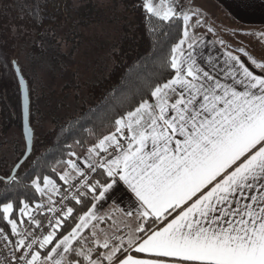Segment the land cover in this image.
Returning a JSON list of instances; mask_svg holds the SVG:
<instances>
[{"label": "snow or ice", "instance_id": "1", "mask_svg": "<svg viewBox=\"0 0 264 264\" xmlns=\"http://www.w3.org/2000/svg\"><path fill=\"white\" fill-rule=\"evenodd\" d=\"M141 7L162 21L183 22V38L171 49L174 75L151 91L154 103L142 100L88 149L86 167L102 169L105 182L81 183L96 202L118 183L126 185L135 202L124 214L136 226L125 225L126 239L115 231L98 232L94 203L67 234L58 230L72 216L71 207L60 209L62 217L49 222L51 230L35 237L20 228L25 221L14 213L39 229L33 212L43 211L44 204L32 208L29 202L0 199V219L10 226L7 234L0 228V239L12 247V264H264V60L241 50L250 69L228 53L226 79L232 83H221L197 64L196 38L189 32L196 10L178 7L177 0H142ZM250 35L264 42V32ZM25 134L30 153L32 129ZM22 163L0 177L5 191L9 182H18ZM64 163L70 171L59 179L72 187V172L85 177V171L71 159ZM31 183L41 198L48 197L55 216L52 194L61 195L56 181L37 175ZM72 199L81 203L76 195Z\"/></svg>", "mask_w": 264, "mask_h": 264}, {"label": "trees", "instance_id": "2", "mask_svg": "<svg viewBox=\"0 0 264 264\" xmlns=\"http://www.w3.org/2000/svg\"><path fill=\"white\" fill-rule=\"evenodd\" d=\"M72 2L73 0H34L29 6L18 0H0V136L6 135L14 127L22 130L21 92L15 70L20 44L35 41V49L45 36L53 40L56 36L55 29L68 22ZM122 3L132 15L133 23L130 25L125 21L123 34L111 54L112 65L102 78L88 85L87 100L79 107L76 115L60 123L55 120L58 124L43 134H36L32 128V153L17 170L18 182H9L7 191L0 186V199L7 198L14 204L29 202L32 208L36 203H43V211L46 210L48 204L35 192L32 179L37 175L48 176L56 181L60 192L65 190L68 185L59 179L64 171H69L64 161H75L87 155L88 149L99 139L115 130L114 121L117 118L134 110L142 100L152 101L151 91L154 87L173 77L174 70L170 67L171 49L183 38L182 20L166 22L151 17L141 7L142 0H122ZM25 79L31 101L30 124L34 127L37 108L31 98L32 80L29 77ZM42 119L43 116L39 121ZM25 149H15L12 164L0 158V177L8 176L13 171ZM71 152L76 155L69 156ZM53 168L56 170L52 171ZM97 180L105 182L102 169L95 171L88 184H94ZM78 198L81 200L79 204L75 200L69 202L73 214L64 221L58 235L60 232L67 234L79 222V216L95 203L93 194L87 188ZM14 214L26 222L25 217H19L18 211ZM113 217L126 222L132 220L117 211H110L94 224L109 225ZM0 226L10 233V226L6 221L0 219ZM90 232L91 230L85 236H89ZM43 251L42 249L41 252Z\"/></svg>", "mask_w": 264, "mask_h": 264}, {"label": "rangeland", "instance_id": "3", "mask_svg": "<svg viewBox=\"0 0 264 264\" xmlns=\"http://www.w3.org/2000/svg\"><path fill=\"white\" fill-rule=\"evenodd\" d=\"M18 2L31 6L34 0ZM226 3L220 0H177L178 7L183 5L199 13L190 22V25H195L189 27L194 37L212 34L224 40L238 39L243 47L237 50L258 52L255 47L245 45L249 37L259 42L257 37L250 35L258 32H249L240 27L237 29L230 5ZM125 21L132 25L133 17L122 0H73L69 20L55 29L53 40L45 36L35 49V41L20 44L16 64L24 78L32 80L31 98L37 108L32 128L36 134H43L78 113L79 107L87 100L88 85L102 78L112 65L111 54L123 34ZM41 116L43 119L39 121ZM18 147L25 148L21 129L14 127L6 135L0 136L1 159L12 164ZM41 200L48 204L47 196ZM125 225L135 227L136 219L126 222L113 217L111 224H99L96 230L115 231L116 235L125 236L126 239L129 227ZM117 228L119 231H116ZM90 230H85L84 235Z\"/></svg>", "mask_w": 264, "mask_h": 264}, {"label": "crops", "instance_id": "4", "mask_svg": "<svg viewBox=\"0 0 264 264\" xmlns=\"http://www.w3.org/2000/svg\"><path fill=\"white\" fill-rule=\"evenodd\" d=\"M220 1L224 3L227 2V6L230 5L231 14L233 15V20L237 25V29L240 27L249 32H264V0ZM195 38L196 47L194 49V55L196 56L197 64L209 71L213 76L219 79L221 83H232L231 80L226 79L227 73L231 68V64L226 63V61H228V53L238 56L242 61H245L246 64H248L246 57L243 55V51L237 50L238 48L243 47L241 44L242 42L238 39L224 40L223 38L213 36L212 34H204ZM245 42V45H249L250 47L253 46L256 51H258L254 53L249 52V54L258 60H264V42L255 41L252 37L247 38ZM229 45H232L234 48L232 49ZM184 47L187 49V45ZM248 66L251 69V65L248 64ZM255 71L258 72L259 70L255 69ZM150 102L154 103V98ZM87 157L88 154L76 159L74 162H77L83 169L86 167L84 161ZM72 176L74 177L72 183L80 177L75 172H72ZM133 202H135V197L127 186L123 183H118L109 191V193L106 194L104 200L99 202L95 201L97 215L98 217H102L106 212L117 211L124 217L135 219L134 217H128L124 214L125 211L132 210Z\"/></svg>", "mask_w": 264, "mask_h": 264}, {"label": "built area", "instance_id": "5", "mask_svg": "<svg viewBox=\"0 0 264 264\" xmlns=\"http://www.w3.org/2000/svg\"><path fill=\"white\" fill-rule=\"evenodd\" d=\"M121 141L123 142L124 140L122 139ZM109 151L112 152L113 150L110 149ZM101 155L103 156L106 154L102 153ZM97 169H99V168H97ZM83 170L85 171V177H79L78 180H76L75 182L72 183V185H73L72 187L67 186L65 188V190L60 192L61 195H59V196L56 195L54 197L53 200L56 201L54 207L58 210L57 213L55 214V216L53 215L52 212L48 211V208L44 211H41V212H33V215L35 216V218L37 220H39L38 217L41 216V219L39 220L41 222V228L37 229L34 224L27 223V220H28L27 217H25L26 222L22 223L20 225V228L22 230L27 229L29 232H32L33 236H35V237H40L42 233L47 234V232L51 230L49 222L50 221L54 222L55 218L62 217V212L59 210L60 209L66 210V208L69 207V202L74 201L72 199V196L76 195L78 197V195L81 194L86 189V188L81 187L82 181H84L86 178L87 182H88L89 179L93 176V174L96 171V170L92 171V170L88 169L87 167L83 168ZM77 189H79V191H77ZM33 208H35V207H33ZM0 228H3V227L0 226ZM4 231L6 234L8 233L5 229H4ZM33 236H29L28 240L31 241ZM10 239L15 241L18 239V237L11 236ZM11 251H12L11 245H6L5 242L3 241V239H0V264H12L13 258L11 255ZM17 255H19V252H17Z\"/></svg>", "mask_w": 264, "mask_h": 264}, {"label": "water", "instance_id": "6", "mask_svg": "<svg viewBox=\"0 0 264 264\" xmlns=\"http://www.w3.org/2000/svg\"><path fill=\"white\" fill-rule=\"evenodd\" d=\"M16 67H15V70H16ZM16 75H17V78H18V82H19V86H20V92H21L22 133H23V136H24L25 148H26L25 149V153H24L23 157L21 158V160L23 159L24 162H25L28 159V157L31 155L32 149H33V139H32L31 152L28 153V151H27V137H26V134H25L26 128H31L32 129L31 124H30V96H29V89H28L27 81L24 78V76L22 75L21 70H20L19 73L16 72ZM21 76L23 77V81H21V79H20ZM32 134H33V137H34L33 130H32ZM22 164L20 165V167L22 166Z\"/></svg>", "mask_w": 264, "mask_h": 264}]
</instances>
